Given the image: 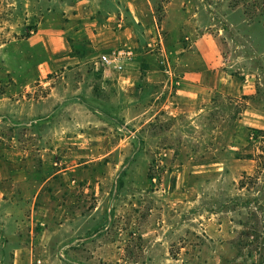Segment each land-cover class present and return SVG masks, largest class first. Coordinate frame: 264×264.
Listing matches in <instances>:
<instances>
[{
  "label": "rangeland",
  "instance_id": "1",
  "mask_svg": "<svg viewBox=\"0 0 264 264\" xmlns=\"http://www.w3.org/2000/svg\"><path fill=\"white\" fill-rule=\"evenodd\" d=\"M170 1L192 8L180 48L228 45L225 88L201 100L175 98ZM111 14L135 57L125 87L87 24ZM256 130L264 0H0V264H264Z\"/></svg>",
  "mask_w": 264,
  "mask_h": 264
},
{
  "label": "crops",
  "instance_id": "2",
  "mask_svg": "<svg viewBox=\"0 0 264 264\" xmlns=\"http://www.w3.org/2000/svg\"><path fill=\"white\" fill-rule=\"evenodd\" d=\"M132 3H130V5H132ZM134 5L135 4L133 3V6ZM115 6L119 9L118 3H115ZM181 6H184V9L177 12L175 11L176 4H174L173 1L168 2L166 4V15L163 19V28L166 33V37L171 42L169 52L172 57L174 55L176 57V53H179L176 61L177 67L181 73L174 88L176 94L175 98L178 99L182 97L201 100L204 99L205 95L212 90L225 88V79L223 78V72L220 70V66L222 67L223 60H225L224 56L227 53L228 45L225 44L218 36L210 35L206 37L199 35V37L192 43V49L185 50L180 48V44L178 45V43L174 41L180 34V24H182L181 18L185 17V12H190L192 10L190 3L188 2H183ZM247 8L248 4L244 6V9ZM95 9L96 8H94V12ZM76 17L78 16L75 15L72 19H76ZM86 18H88L87 24L98 26V32L90 37L91 39L98 41L99 48L105 50L101 51L100 54L111 55L115 51L119 50L130 51L131 56L123 58L121 61L123 70L120 71L118 78V83L120 84L122 81L121 86L125 87V81L127 82L131 79L130 72L127 67L128 65H131L135 59V57L132 58L134 56V52L127 48V45L129 44L125 41V37L130 36L129 29L125 27L121 28L119 26L113 28L112 23H114L113 20L115 18L112 14L107 16L105 20H101L95 15L92 19L89 18V16ZM122 20L123 16L117 15L116 22L121 23ZM74 39L75 48L77 49L78 35H76ZM26 40L31 49H39L42 46L44 47V45L46 49H49V45L47 43L50 42V39L45 40V36H41L39 32L27 37ZM69 48L71 49V46H69ZM52 50H54L53 53L57 51L55 48H52ZM125 63L127 64L125 65ZM128 87L129 85H127V88ZM25 261V258L24 260L20 258L18 260V264H25Z\"/></svg>",
  "mask_w": 264,
  "mask_h": 264
},
{
  "label": "built area",
  "instance_id": "3",
  "mask_svg": "<svg viewBox=\"0 0 264 264\" xmlns=\"http://www.w3.org/2000/svg\"><path fill=\"white\" fill-rule=\"evenodd\" d=\"M131 56V53L129 50L126 51H115L111 55L103 54L100 56V62L104 66H111L114 69H122V63L121 61L123 58H128Z\"/></svg>",
  "mask_w": 264,
  "mask_h": 264
},
{
  "label": "trees",
  "instance_id": "4",
  "mask_svg": "<svg viewBox=\"0 0 264 264\" xmlns=\"http://www.w3.org/2000/svg\"><path fill=\"white\" fill-rule=\"evenodd\" d=\"M254 134H257V135H259V136H263L264 135V131H261V130H256V131H254ZM252 137H254V136H252ZM245 149H247L246 147H244V148H242V151H245ZM236 159L237 158H244V159H250L251 158V155L250 154H244L243 156H242V154H240L239 152L236 154V157H235Z\"/></svg>",
  "mask_w": 264,
  "mask_h": 264
}]
</instances>
